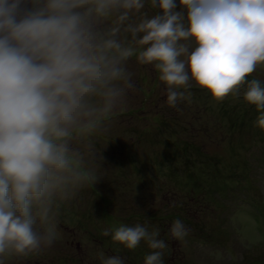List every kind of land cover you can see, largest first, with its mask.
<instances>
[{"label": "clouds", "instance_id": "1", "mask_svg": "<svg viewBox=\"0 0 264 264\" xmlns=\"http://www.w3.org/2000/svg\"><path fill=\"white\" fill-rule=\"evenodd\" d=\"M133 56L158 71L170 107L193 85L220 102L246 84L264 129V85L248 80L264 67V0H0V258L50 247L54 206L98 181L83 144L133 87ZM110 231L129 250L142 240L155 250L144 264H163L159 229ZM170 233L188 234L180 220Z\"/></svg>", "mask_w": 264, "mask_h": 264}, {"label": "rangeland", "instance_id": "2", "mask_svg": "<svg viewBox=\"0 0 264 264\" xmlns=\"http://www.w3.org/2000/svg\"><path fill=\"white\" fill-rule=\"evenodd\" d=\"M145 11L151 15L154 10ZM126 68L133 87L83 144L87 166L98 181L74 189L54 206L58 238L50 247L0 258L3 264H102L100 253L105 258L119 256L124 264H144L145 257L155 251L145 241L129 250L111 239L112 231L103 235L105 229L114 231L121 224L159 229L157 239L167 245L163 264H264L262 146H255L256 154L249 156L248 151L245 155L252 166L247 183L242 176L236 183L221 176L230 173L229 143L240 136L234 127L233 133L229 131L224 111L243 108L240 97L247 85L220 102L193 85L185 90L190 97L170 107L166 86L153 65L141 64L133 56ZM248 78L264 85V67ZM143 133L151 137L142 138ZM249 136L241 138L249 140ZM158 140L162 144H153ZM193 162H200L202 171L180 175L181 169ZM236 184L240 188L247 184L252 197L232 194L230 188L237 189ZM251 203H256L258 210L254 211ZM246 208L250 218L243 213ZM176 220L182 221L188 232L182 240L170 233Z\"/></svg>", "mask_w": 264, "mask_h": 264}, {"label": "trees", "instance_id": "3", "mask_svg": "<svg viewBox=\"0 0 264 264\" xmlns=\"http://www.w3.org/2000/svg\"><path fill=\"white\" fill-rule=\"evenodd\" d=\"M248 80H252V79L248 78ZM240 98L243 100L242 96ZM242 102H243V104H242L243 108H241V110L238 109L233 113L230 110H229V112L224 111V113L226 114L225 115L226 117H224L225 121L228 122L229 127H230L229 131L231 133H233V130H231V129H232V127H234L235 131L240 136H238V139L235 140L234 143H229L228 154H229V157H230V154L232 156L231 157V163L229 164V167H230L229 172L230 173L221 174V176L223 178L228 177V178H230V180L235 181V183H236V179L241 177V176H242L241 178L244 179L243 181H245L247 183L246 177L248 175V172L252 169V166H248V159L245 160V155L248 151H249V156H250V154L252 156V155L256 154L255 146L257 147L258 145H261L262 149H261L260 154H261V156L264 155V129H261L260 127H258L256 125L257 118L261 113L256 109V106L249 105L246 102H244V100ZM221 110H222V108H221ZM240 113H243V114L247 113V114L245 116H243V114H240ZM229 131H225V133L228 134ZM149 134L150 133H143L142 138H144L145 136L147 138L151 137ZM243 134H245L246 136L250 135L248 137L249 140L242 139L241 135H243ZM225 135H223V136H225ZM152 142H153V144H155V143H161L162 144V142L160 140L152 141ZM248 144L251 145L250 148H246V145H248ZM191 149L194 150V148H191ZM198 154L199 153L197 151L196 155H198ZM241 156L243 157V159L240 161L239 158ZM208 158L214 161V157L208 156ZM254 168H255V166H254ZM179 169H180V167H179ZM181 170L183 171V172H180V175H182V176H184V175H191L192 176L193 174L197 175L198 173H200L202 171L200 162L197 164L193 162L191 165L184 166ZM165 172L168 174L171 173V172H167L166 168H165ZM148 175H150V173ZM213 175H214V177L220 178L219 173H214ZM207 177H208V175H207ZM149 178L150 177L148 176V179ZM211 178H213V177L211 176ZM179 183H182V182L179 181ZM151 185L154 186V184H151ZM222 185L223 186H221L222 188L220 189L221 192L224 190V184H222ZM242 185L244 187L240 188L239 187L240 185L239 186L237 185L236 186L237 189L235 187L230 188V190H232V194L237 193L238 195H240V193H242L245 196L247 195V197H249V196L252 197V195L249 193V188H248L249 186L247 184H242ZM230 190L226 191L224 193V196H228V193ZM247 204H249V203H247ZM252 204H253L252 207L254 208V211L258 210L256 203H251V205ZM160 205H162L161 201H160ZM160 209H161V206H160ZM243 213H244L245 217L250 218L249 210L247 208H246L245 212L243 211ZM261 214L264 218V212L261 211ZM108 240L110 241V239H108Z\"/></svg>", "mask_w": 264, "mask_h": 264}]
</instances>
